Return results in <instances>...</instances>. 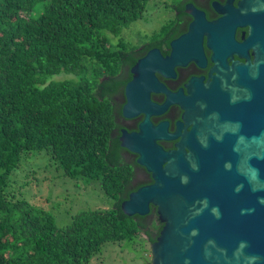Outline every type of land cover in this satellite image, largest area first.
<instances>
[{
  "label": "trees",
  "instance_id": "trees-1",
  "mask_svg": "<svg viewBox=\"0 0 264 264\" xmlns=\"http://www.w3.org/2000/svg\"><path fill=\"white\" fill-rule=\"evenodd\" d=\"M147 0H0V264H88L105 244H149L159 222L124 216L141 169L119 148L116 118L136 46L118 38ZM116 39L115 43L111 40ZM64 74L62 80L52 77ZM43 152L68 179L96 184L111 202L56 228L16 199L9 177L30 153Z\"/></svg>",
  "mask_w": 264,
  "mask_h": 264
},
{
  "label": "water",
  "instance_id": "water-1",
  "mask_svg": "<svg viewBox=\"0 0 264 264\" xmlns=\"http://www.w3.org/2000/svg\"><path fill=\"white\" fill-rule=\"evenodd\" d=\"M231 3H211L222 18L208 24L184 6L193 21L187 34L169 43V58L162 60L153 50L129 70L120 115L128 119L142 113L144 119L138 133L120 130L117 140L119 148L136 156L135 164L151 183L128 194L119 209L126 217H144L154 209L159 227L147 246L148 264H264V0H241L236 10ZM244 26L247 40L241 33L242 43L235 44L233 30ZM201 36L212 51L206 84L192 78L183 86L186 97L179 89L168 94L152 74L174 79L172 68L190 61L205 68ZM231 55L245 59L244 66ZM149 93L164 94L163 104L150 103ZM169 105L183 110L182 125L175 123L172 135L166 134L165 122L153 128L147 121ZM176 137L180 140L171 152L154 144Z\"/></svg>",
  "mask_w": 264,
  "mask_h": 264
},
{
  "label": "rangeland",
  "instance_id": "rangeland-1",
  "mask_svg": "<svg viewBox=\"0 0 264 264\" xmlns=\"http://www.w3.org/2000/svg\"><path fill=\"white\" fill-rule=\"evenodd\" d=\"M173 0H147L140 19L122 29L118 38L128 46L140 45L166 21L164 5ZM112 43L116 39L111 40ZM67 77L58 74L52 80ZM13 197L48 215L56 228L66 226L81 211L104 210L111 202L102 197L96 184L65 178L43 152L30 153L9 177ZM148 243L137 235L131 243L105 244L88 264H148Z\"/></svg>",
  "mask_w": 264,
  "mask_h": 264
},
{
  "label": "flooded vegetation",
  "instance_id": "flooded-vegetation-1",
  "mask_svg": "<svg viewBox=\"0 0 264 264\" xmlns=\"http://www.w3.org/2000/svg\"><path fill=\"white\" fill-rule=\"evenodd\" d=\"M241 0H232L230 7L233 10L237 9V3ZM226 0H173L170 5H164V10L167 15L166 21L158 28L157 31L151 34V36L146 40L142 41L140 45H136L137 58L134 63L128 69L129 78L125 82L123 89L127 83L131 80V75L129 74V70L133 67V65L140 59H143L148 52L157 51V55L160 59L164 60V58H169V54L171 52V48L169 47V43L177 40L179 37L187 34V29L189 24L193 21L191 15L184 13V6L189 5L193 10L199 12L203 16V21L205 23L214 22L220 18H222L221 14H217L213 8L211 7V3H215L219 7L225 5ZM174 13H178L174 16ZM248 26L244 27H236L232 33V39L235 44H241L240 34L243 33L242 41L247 40L248 37ZM199 46L201 49L202 56L205 61V68L198 69L196 64L192 61L187 62L185 67H173L172 73L174 75V79H165L158 73H153L152 77L161 85L168 94H174L178 89L181 91L182 97H186V91L184 89V85H186L190 79H199L203 78L200 82L202 85H205L207 82V76L209 70L213 67V63L211 62L212 51L206 47V37L201 36L199 40ZM252 49L247 50V58L249 61V66H252L253 57L251 56ZM232 62L238 63L241 66H244L245 59H239L236 55L230 56ZM229 58L225 59V63H227V67L231 66V61ZM210 77H215V73H210ZM211 82V78L208 79V83ZM165 96L164 94L157 93H149L148 100L150 103L161 106L164 102ZM126 103L125 96L122 90V98L120 102V110L122 106ZM183 114V110H180L177 105H169L165 111L157 116H150L147 118L149 125L153 128L157 127L160 123L165 122L167 124L166 134L172 135L175 132V123L182 125V121L180 120ZM144 119V115L139 113L138 115L132 118H122L121 115L116 118V126L117 131L115 130V134L117 139L120 136V130L124 131L126 134H136L138 133V125L142 123ZM192 125H188L184 132L188 133ZM179 134H182V131H179ZM180 140L179 137H176L172 141L165 140H156L154 141L155 146L160 148L163 152H171L176 148L173 147L174 144L178 143ZM118 141V140H117ZM123 156L128 158L129 160L136 159V156L123 150ZM146 177L145 171L141 169H137L134 172L135 182L138 180L143 181ZM149 185V184H148ZM146 186V185H145Z\"/></svg>",
  "mask_w": 264,
  "mask_h": 264
}]
</instances>
